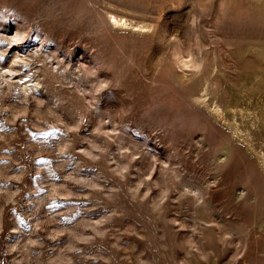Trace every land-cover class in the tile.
Here are the masks:
<instances>
[{
  "label": "rangeland",
  "instance_id": "374dc122",
  "mask_svg": "<svg viewBox=\"0 0 264 264\" xmlns=\"http://www.w3.org/2000/svg\"><path fill=\"white\" fill-rule=\"evenodd\" d=\"M0 264H264V0H0Z\"/></svg>",
  "mask_w": 264,
  "mask_h": 264
},
{
  "label": "bare ground",
  "instance_id": "6f19581e",
  "mask_svg": "<svg viewBox=\"0 0 264 264\" xmlns=\"http://www.w3.org/2000/svg\"><path fill=\"white\" fill-rule=\"evenodd\" d=\"M39 84V83H38Z\"/></svg>",
  "mask_w": 264,
  "mask_h": 264
}]
</instances>
